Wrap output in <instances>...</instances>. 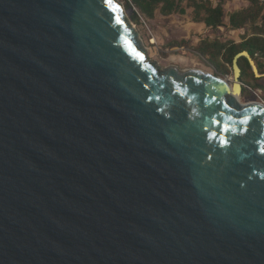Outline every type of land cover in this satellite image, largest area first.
<instances>
[{
  "label": "water",
  "instance_id": "obj_1",
  "mask_svg": "<svg viewBox=\"0 0 264 264\" xmlns=\"http://www.w3.org/2000/svg\"><path fill=\"white\" fill-rule=\"evenodd\" d=\"M159 69L115 0H0V264H264V104Z\"/></svg>",
  "mask_w": 264,
  "mask_h": 264
},
{
  "label": "rangeland",
  "instance_id": "obj_2",
  "mask_svg": "<svg viewBox=\"0 0 264 264\" xmlns=\"http://www.w3.org/2000/svg\"><path fill=\"white\" fill-rule=\"evenodd\" d=\"M122 8L127 22L136 33L139 43L145 48L146 58L159 69L175 66L179 70H200L204 73L232 81V73L229 68L227 74H222L209 62L208 57L201 56L197 48L200 43L206 41H233L241 42L243 31H234L227 26L211 30L203 26L195 28L192 9L186 8L184 15H171L162 17L156 14L153 20L141 19L139 24L133 22L132 11L126 8L124 0H115ZM213 5L222 4L224 9V24L227 23V15L249 7L248 1H211ZM183 7L185 5L183 4ZM227 25V24H226ZM264 64V62H263ZM259 74V72H258ZM259 84L263 89H253V81L246 79L241 81L244 93L240 97V103L260 102L264 104V74H259Z\"/></svg>",
  "mask_w": 264,
  "mask_h": 264
},
{
  "label": "trees",
  "instance_id": "obj_3",
  "mask_svg": "<svg viewBox=\"0 0 264 264\" xmlns=\"http://www.w3.org/2000/svg\"><path fill=\"white\" fill-rule=\"evenodd\" d=\"M249 7L227 15V25L224 24V9L222 4L213 5L211 0H124L125 6L132 11L133 22L151 21L159 14L162 17L184 15L186 8L192 9L194 22L203 24L207 29L216 30L227 26L234 31H243L241 42L233 41H202L197 48L201 56L208 57L209 62L222 74L232 73V61L241 52H247L254 62L259 74H264V6L258 0H247ZM183 4L185 7H183ZM241 71V81L251 79L253 89H263L251 70L247 59L238 60ZM244 88L242 93H244Z\"/></svg>",
  "mask_w": 264,
  "mask_h": 264
},
{
  "label": "crops",
  "instance_id": "obj_4",
  "mask_svg": "<svg viewBox=\"0 0 264 264\" xmlns=\"http://www.w3.org/2000/svg\"><path fill=\"white\" fill-rule=\"evenodd\" d=\"M211 1H220V0H211ZM223 1H228V0H223ZM230 1H234V0H230ZM242 1H247V0H242ZM195 23V22H194ZM195 28H200L201 26L205 27L203 24H199V23H196L195 24ZM206 28V27H205ZM228 28V27H227Z\"/></svg>",
  "mask_w": 264,
  "mask_h": 264
},
{
  "label": "built area",
  "instance_id": "obj_5",
  "mask_svg": "<svg viewBox=\"0 0 264 264\" xmlns=\"http://www.w3.org/2000/svg\"><path fill=\"white\" fill-rule=\"evenodd\" d=\"M260 6H264V0H258Z\"/></svg>",
  "mask_w": 264,
  "mask_h": 264
},
{
  "label": "bare ground",
  "instance_id": "obj_6",
  "mask_svg": "<svg viewBox=\"0 0 264 264\" xmlns=\"http://www.w3.org/2000/svg\"><path fill=\"white\" fill-rule=\"evenodd\" d=\"M228 81V80H227ZM232 82V81H231ZM231 82H230V85H231Z\"/></svg>",
  "mask_w": 264,
  "mask_h": 264
}]
</instances>
